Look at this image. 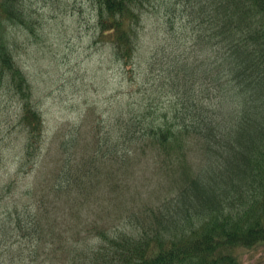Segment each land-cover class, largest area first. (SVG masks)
<instances>
[{
    "label": "rangeland",
    "instance_id": "rangeland-1",
    "mask_svg": "<svg viewBox=\"0 0 264 264\" xmlns=\"http://www.w3.org/2000/svg\"><path fill=\"white\" fill-rule=\"evenodd\" d=\"M22 1L31 7L28 13L33 19L27 18L22 26L8 25L7 39L21 69L20 80L25 89L31 87L32 101L42 113V129L33 131L41 149H37L38 160L20 167L27 160H22L24 153L35 154L36 144L26 143L29 127L19 126L17 133L14 131L13 125L22 121L20 105L16 97L5 93L4 83L0 91V221L8 220L5 208L29 204L25 216L30 210H39L45 198L43 226L54 231L56 241L50 242V237L43 242H9L6 257L10 264H69L83 256L69 260L58 242L60 232L83 238L79 243L82 252L77 253L81 250L75 245L70 247L71 254L100 247L96 235L85 242L89 226L96 221L100 225L94 230L97 234L101 228L112 230L114 226L132 233L136 224L130 215L138 212L142 217L148 205L164 198L168 183L179 178L177 172L167 170L173 166L172 160L162 146L153 145L148 136L129 140L127 127L141 112L149 111L145 125L154 118L160 122L161 112H167L166 119H173L178 106L169 100L168 89L177 81L175 76L187 54L194 58L203 53L186 42L191 39L188 21L177 0H156V6L143 8L129 62L116 54L108 35L102 34L93 0ZM162 3L171 9L167 15L158 6ZM214 102L222 111L233 106L236 97L232 90H224ZM218 118L224 119L220 114ZM184 138L187 160L199 170L210 158L204 141L193 135ZM71 164L70 181H65L57 194L52 184L61 169ZM8 191L9 201L4 198ZM30 234L38 238L33 229ZM55 246H59L58 255L52 254ZM32 254L36 255L34 261ZM261 254L247 252L245 260L254 261ZM52 256H56L53 261Z\"/></svg>",
    "mask_w": 264,
    "mask_h": 264
},
{
    "label": "trees",
    "instance_id": "trees-1",
    "mask_svg": "<svg viewBox=\"0 0 264 264\" xmlns=\"http://www.w3.org/2000/svg\"><path fill=\"white\" fill-rule=\"evenodd\" d=\"M155 1L93 0L102 34L108 35L124 62L134 55L143 8L156 6ZM177 1L188 21L187 36L191 39L186 42L191 41L203 56L191 58L187 54L175 76L177 81L168 89L169 100L178 106L173 119H166L167 112H161L160 122L154 118L145 125L149 111L138 113L131 118L127 137L140 141L148 136L153 145L162 146L172 160L173 166L167 170L177 172L179 178L168 183L164 198L148 205L142 217L136 215L138 212L130 215L136 224L132 233L114 226L112 230L101 228L97 234L94 230L100 225L96 221L84 237L90 242L96 235L100 247L71 254L70 247L75 245L81 250L77 253L82 252L79 243L83 238L60 232L58 242L69 260L83 256L69 264H264V0ZM163 4L158 6L167 15L171 9ZM29 8L22 0H0V91L6 83L5 93L19 102L22 121L13 125L14 131L19 126L29 127L26 143L36 144L35 154L24 153L22 160H27H21L20 167L38 160L41 144L33 131L41 130L43 123L42 113L32 101L31 87L25 89L20 80L21 69L7 39L8 25L22 26L27 18L33 19ZM224 90L233 91L236 103L220 111L214 100ZM191 135L204 141L210 157L199 170L187 160L184 149V136ZM98 151H102L101 146ZM101 155L106 157L105 152ZM61 170L52 184L57 194L65 181H70L73 166ZM8 193L4 195L7 201L11 197ZM59 199L61 202V196ZM25 205L4 209L8 220L0 221V264H10L6 257L9 242H43L50 237V242L56 241L54 231L43 226L45 198L39 210L24 216L31 206ZM31 229L38 238L31 236ZM58 249L55 246L52 254L58 255ZM250 251L262 254L246 262L245 254ZM35 258L32 254L31 260Z\"/></svg>",
    "mask_w": 264,
    "mask_h": 264
}]
</instances>
